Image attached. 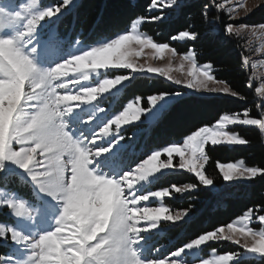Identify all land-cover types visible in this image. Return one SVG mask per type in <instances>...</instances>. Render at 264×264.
Instances as JSON below:
<instances>
[{"label":"snow or ice","instance_id":"obj_1","mask_svg":"<svg viewBox=\"0 0 264 264\" xmlns=\"http://www.w3.org/2000/svg\"><path fill=\"white\" fill-rule=\"evenodd\" d=\"M176 2L166 0L168 7ZM158 3L165 0H152L147 10L151 12ZM75 6V0L49 4L41 0H0V211L6 210L17 222L0 221V264H247L248 254L264 258V214L257 215L264 208H248L227 224L202 231L174 250L162 246L149 252L151 236H163L178 223H187L194 208L173 215L167 214L170 209L163 205L141 206L152 198H172L173 189L182 194L197 188L196 184H186L183 188L171 185L145 191L147 185L158 182L157 173L164 175L168 170L194 174L211 190L214 181L203 171L210 160L208 146L214 149L222 144L249 143L238 132L229 131V126H256L264 134V102L258 105L262 109L258 117L249 108L221 113L211 124L189 129L182 142L151 150L134 163L131 158L137 152L133 137L151 134L172 102L183 94L154 93L147 98V108L134 109L129 103L114 115L115 105L101 106L135 74H159L191 91L228 94L242 101L246 97L227 81L216 80L210 74L211 62L197 65L193 48L177 53L168 42H156L139 30L143 23L163 21L162 11L159 16H143L128 5L132 14L122 30L70 50L71 44L58 32L57 23ZM219 7L223 9L224 5ZM253 10L244 0H234L227 9L228 18L234 21L241 12L248 15ZM203 14L207 16L208 5ZM248 30L255 35L257 26L223 25L226 36H240ZM259 30L264 33V24ZM178 36L197 39V33L188 30ZM145 47L154 50V58L162 59L164 50L173 58L180 55L181 69L184 61L191 65L189 78L170 76L172 61L166 68H146L145 64L129 61L133 55L139 57ZM241 55L244 65L252 63ZM252 67L255 69V63ZM110 69L130 71L110 77ZM90 78L96 81L93 86L87 83ZM254 79H259L255 71L246 86L251 88ZM255 92L264 97V80ZM83 105L90 107L82 110ZM130 118L136 121L134 131L125 136L121 125ZM162 154L167 155L166 160L160 159ZM174 154L179 157L177 164ZM217 167L226 182L264 177V167L247 166L243 160L239 164L217 162ZM24 187L31 188V200L18 191ZM103 215L107 223L100 229L96 219ZM49 219L53 227L41 231L38 224ZM253 222L260 225L258 230L251 226ZM236 234L244 238L243 244ZM222 241L234 243L243 253L218 254L214 245ZM205 246L212 258L203 254Z\"/></svg>","mask_w":264,"mask_h":264},{"label":"trees","instance_id":"obj_2","mask_svg":"<svg viewBox=\"0 0 264 264\" xmlns=\"http://www.w3.org/2000/svg\"><path fill=\"white\" fill-rule=\"evenodd\" d=\"M178 10H172L168 18L153 23H143L142 31L151 35L156 42H168L178 53H185L193 48L196 61L199 64L211 62L212 74L216 80L227 81L230 86L246 97V100L227 97H197L180 98L173 104L158 127L147 136V144L151 147L168 145L184 137L194 126L211 124L221 113L240 112L249 108L253 116L262 109L251 88L247 87L249 72L242 63L241 43L233 36H226L223 25L230 23L223 14L208 6L205 16L204 6L208 0H184ZM152 0H81L72 12L60 21L59 28L72 26L73 33L79 32L86 42L95 41L110 36L122 30L127 25L128 16L132 14L128 5H132L138 15L158 16L161 13L149 12L147 9ZM254 14L249 25L264 24V11ZM164 14L169 12L164 11ZM166 14V15H167ZM130 27V25H128ZM71 28V27H70ZM188 30L197 33V39L183 44L172 43L169 37H176L179 32ZM171 84L159 78H137L127 85L122 99L140 96L150 97L158 92H177ZM261 114V113H260ZM235 131L249 143L239 147L223 145L212 148L208 146L210 160L206 163L204 172L213 179L214 185L222 190L213 194L202 190L193 194L197 200L181 202L189 203L194 208V222L185 225L181 242L194 237L205 230L221 224H227L248 208L254 210L259 206L264 208V177H257L247 185H224L217 169V162L229 163L243 160L247 166L264 167V137L257 129L237 127ZM178 185L196 184L195 178L182 175L176 179ZM189 208V207H188ZM187 208V209H188ZM264 213V212H262ZM188 234V236H187ZM234 248L227 246L224 251ZM3 251V249H0ZM247 264H264V259L248 260Z\"/></svg>","mask_w":264,"mask_h":264},{"label":"rangeland","instance_id":"obj_3","mask_svg":"<svg viewBox=\"0 0 264 264\" xmlns=\"http://www.w3.org/2000/svg\"><path fill=\"white\" fill-rule=\"evenodd\" d=\"M80 1L81 0H75V5H77ZM15 2L19 3V2H21V0H15ZM54 2H55V0H41L42 4H49V3H54ZM184 2H185L184 0H177L175 5H173L172 7H168L166 4V0H165V3H158L157 7L154 10H152L151 12L161 13V11H162L164 19H165V18H168V16L171 14L170 12L172 10H174V11L178 10V8L181 5H183ZM233 2H234V0H208V3H209L208 6L209 7L211 6L217 12L223 14L224 17L229 22L234 23L235 25H249L247 23V21L251 20L252 17L254 16V14H257L258 12H260V10H262L261 12L264 11V0H244L245 6L247 8H253L254 10L251 12V14H248V15H246L244 12H241L239 17H237L233 21V20H230L228 18V13H227L228 7ZM221 4L224 5L223 9H221L219 7V5H221ZM257 4H260L262 6L259 8H255V5H257ZM74 8H72L71 12L74 10ZM164 11L169 12V14H167V13H166L167 15L164 14L165 13ZM159 15H161V14H159ZM65 16H67V14ZM52 19H53V22L56 20L55 17H53ZM59 24H60V21L57 23V30L71 44L70 50L74 51L78 46H80V44L90 45V44H93L95 41L98 40L97 39L95 41L86 42L84 39H82V36L80 35L79 32L73 33L72 26H70L71 27L70 28V27H66V25H65L64 27L59 28ZM142 25L143 24H141L139 26V30H141V31H142ZM256 26H257V30H256L255 35H252L251 30H248V31L241 33L240 36L233 35V37L235 39L239 40V42L241 43V48H243L245 56H247L249 58V60L252 63H255V65H256L255 69H253L252 63L245 65V68L247 70H250L249 77L252 76L253 71H255L257 77H259V79H254L251 89L254 92L256 100L259 103H261V102H264V97H261L258 93H256L255 88L259 87L261 81L264 80V50H261V46L264 45V33L260 32L259 25H256ZM188 41H191V40H189L187 38L182 39L178 35L176 36L175 39L171 40L172 43H178V44H183V43H186ZM249 41H251V44H249ZM135 47H136V50H140L139 46H135ZM154 57H155L154 50L145 47L141 51V55L139 57L133 55V56L129 57V61L136 63L138 65L139 64H145L146 68H147V66L165 67L166 68L169 65V62L172 61V71L170 72V76L177 78V79H181V80L189 78L187 76V74H188V71H189L191 65L189 62L184 61V66L181 69V67H180V64H181L180 55H177L175 58H173L171 56V53L168 50H164L162 59L154 58ZM196 63H197V61H196ZM197 65H199L200 67H203L206 64L197 63ZM129 71L130 70H127V69H110L107 75L110 77L115 76V75H127L129 73ZM210 74L213 75L212 73H210ZM69 75L71 76L73 74L70 73ZM137 78H149V79L159 78V79H162L165 82L171 84L174 88L179 90V92H182L183 93L182 96L175 99L172 102V105L175 104L178 100H180V98L187 97V96L214 97V98H216V97L234 98L231 95L222 94V93H208V92H204V91H191L187 88L181 87L179 85H176V84L170 82L167 77L160 76L159 74H148V73H146L144 75L135 74V78L131 82L125 81L123 85L118 86V88L121 89V91L118 93H115L114 96H108L110 94H102L104 96H108V98L101 103V106L108 108L110 105H115L112 108V114L113 115L119 114V112L122 111L123 108H125L127 106V104H129V103L133 104L134 109L147 108L148 107V99H147L148 97L142 98L140 96H135L134 98L131 97L130 99H127V100L122 99V94L124 93L125 85L127 86V85L131 84ZM87 83L89 84V86H93L96 83V81L94 78H90V81H88ZM210 86H212V85H210ZM116 91H117V89H113V92H116ZM137 97H139V100H137ZM100 99L102 100L103 97H101ZM73 103H75V102H73ZM96 103H99V100ZM89 107H90V105H83L82 110H86ZM261 111L258 112L257 117L260 115ZM141 115H143V113H141ZM135 123H136V121L130 118L126 125L125 124L121 125V133L124 134L125 136H130L131 133L134 131L132 126ZM237 127H246V128H252V129L258 130V127H256V126H242V125L229 126L228 130L229 131H235V128H237ZM125 129H126V131H125ZM112 131L114 134L115 133V125L112 126ZM262 135L264 137V134H262ZM147 136H148V134H144V135H141L138 137H133V140H134L135 146H136V152H137V155L133 156L131 158L134 163L142 160L148 153H150L151 150H159V149H162L163 146H165V145H162V146L151 147L150 144H147ZM177 141L182 142V138L177 140ZM224 145L228 146V147L243 146V145L229 146L226 144H224ZM160 159L166 160L167 155L162 154ZM178 161H179V157L175 156V154H174V164H177ZM240 161L241 160H236L234 163L239 164ZM217 169H218V167H217ZM16 171H18V170H16ZM203 171H204V169H203ZM218 171H219V169H218ZM219 173H220V171H219ZM185 174L190 175L193 178H195V180L198 183L196 189H188L187 191L183 192L182 194L175 193V190L173 189L172 190V192H173L172 198H163L162 200H161V198H152L150 200V202H142L141 206H157L158 207V206L163 205V206L169 207V209H170L169 213H167V214H173V215L175 214L176 211H184L185 209L190 207L189 203H184L182 205L181 202H185V200H186V201H189L191 203L192 201L197 200L196 197H193V194H197V192L202 191V190H208V187L201 185L200 182L198 181V178L195 177L194 174H189L186 171L168 170L165 172L164 175L157 173L156 175L160 176V179L158 180V182H156L154 184L147 185L145 191L158 190L160 188L169 187L171 185H177L180 188H183L186 184L178 185L175 182L177 181L176 179H181V176L185 175ZM220 175L223 179V176L221 173H220ZM250 182L251 181L244 180V179H234L233 181H227L226 182L223 179L224 185H236V184L247 185ZM210 187H211V190H208V191H210L213 194H217L218 192H220L222 190L220 187H216L215 185L210 186ZM18 191L22 195H24L26 198H28L30 200L32 199V192H31L30 187H24V188L18 189ZM157 201H159V202H157ZM259 214H264V213L258 212L257 215H259ZM194 219L195 218H194V212H193L191 219H189L187 223H178L176 227L171 228V230L167 231L163 236H159V235L158 236H155V235L151 236L148 240V244H149L148 251L150 252L152 247H158L159 248L162 246H168L174 250L176 247H178L180 244H182V242L180 240H181L183 234L185 236V233L182 234V231L184 230L185 225L193 223ZM0 221H5V222H9V223H14V224L17 223L11 216H9L7 214L6 210L0 211ZM144 223L145 222L141 221V224H144ZM20 226H23L25 228L29 227L26 224H20ZM251 226L257 230L260 227V225L255 223V222H253V224ZM38 227L40 228L41 231H46V230L51 229L53 227V224H52V221L49 219V220H47V222L38 224ZM187 236H188V234H187ZM235 238L240 239L241 244L244 243V238L240 234H236ZM227 246L234 248V250L224 251V249ZM214 247H216L218 254H224V253H228V252L243 253V251H244L239 246L235 245L234 243H230L228 241H222V242L214 245ZM163 254L164 253L161 252V255H163ZM203 254L205 256H207V258H212L209 255V249L207 248V246H205ZM260 259H264V258L257 257L255 254H248V257H247V261L248 260H260ZM233 264H236V262L234 261Z\"/></svg>","mask_w":264,"mask_h":264},{"label":"clouds","instance_id":"obj_4","mask_svg":"<svg viewBox=\"0 0 264 264\" xmlns=\"http://www.w3.org/2000/svg\"><path fill=\"white\" fill-rule=\"evenodd\" d=\"M96 223H97V225H98V227H99L100 229H103L104 226H105L106 223H107V217H106V215L98 216L97 219H96Z\"/></svg>","mask_w":264,"mask_h":264}]
</instances>
